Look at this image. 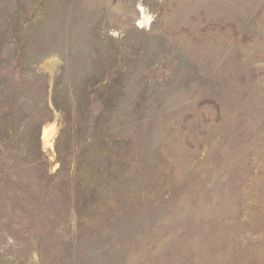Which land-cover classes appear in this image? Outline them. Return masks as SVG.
<instances>
[{
  "label": "rangeland",
  "instance_id": "obj_1",
  "mask_svg": "<svg viewBox=\"0 0 264 264\" xmlns=\"http://www.w3.org/2000/svg\"><path fill=\"white\" fill-rule=\"evenodd\" d=\"M0 264H264V0H0Z\"/></svg>",
  "mask_w": 264,
  "mask_h": 264
},
{
  "label": "bare ground",
  "instance_id": "obj_2",
  "mask_svg": "<svg viewBox=\"0 0 264 264\" xmlns=\"http://www.w3.org/2000/svg\"><path fill=\"white\" fill-rule=\"evenodd\" d=\"M53 136H54L53 125L50 126L48 125L47 127L44 128V133L42 137L44 148L51 146Z\"/></svg>",
  "mask_w": 264,
  "mask_h": 264
}]
</instances>
